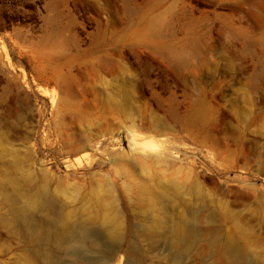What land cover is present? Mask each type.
<instances>
[{"label": "rangeland", "instance_id": "rangeland-1", "mask_svg": "<svg viewBox=\"0 0 264 264\" xmlns=\"http://www.w3.org/2000/svg\"><path fill=\"white\" fill-rule=\"evenodd\" d=\"M42 200L96 242L37 244ZM229 234L264 264V0H0V264H227Z\"/></svg>", "mask_w": 264, "mask_h": 264}, {"label": "bare ground", "instance_id": "bare-ground-1", "mask_svg": "<svg viewBox=\"0 0 264 264\" xmlns=\"http://www.w3.org/2000/svg\"><path fill=\"white\" fill-rule=\"evenodd\" d=\"M133 137L135 136L133 135ZM142 144L144 145V143ZM161 198H165V196H162ZM12 203H15L14 200H12ZM48 203L50 202L48 201ZM13 215L15 221L21 225L24 232L33 237L36 243L41 246H45V244L49 242H55L57 246H61V244H70L71 246L77 244L83 247L88 243L96 242L90 229L84 222L67 224L60 218H51L45 211V202L43 200L41 202L24 203L18 207L15 206ZM195 224L196 223L192 218H185L183 220V231L180 235L183 241L186 240L187 235L195 236ZM241 242L237 236L230 234L224 236L221 240L219 239V246L221 247H219L221 249L219 252H221L222 257H225L226 261L222 260L224 258L221 260L227 262V264H262L259 261L260 259L258 260L251 255L248 256L249 254L247 255L244 252ZM118 245L120 246V241L116 239L114 249H107V255L104 259L96 260L90 264H109L110 262L115 261L119 252ZM217 254L219 255V253ZM121 262L122 260L119 259L118 264H121Z\"/></svg>", "mask_w": 264, "mask_h": 264}, {"label": "water", "instance_id": "water-1", "mask_svg": "<svg viewBox=\"0 0 264 264\" xmlns=\"http://www.w3.org/2000/svg\"><path fill=\"white\" fill-rule=\"evenodd\" d=\"M128 142H129V145L131 146V141L129 140Z\"/></svg>", "mask_w": 264, "mask_h": 264}]
</instances>
